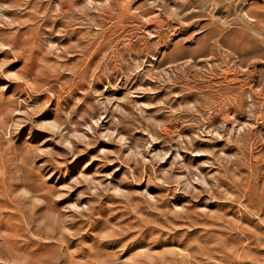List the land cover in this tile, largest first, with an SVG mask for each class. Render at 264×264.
<instances>
[{"label":"rangeland","instance_id":"374dc122","mask_svg":"<svg viewBox=\"0 0 264 264\" xmlns=\"http://www.w3.org/2000/svg\"><path fill=\"white\" fill-rule=\"evenodd\" d=\"M0 264H264V0H0Z\"/></svg>","mask_w":264,"mask_h":264},{"label":"bare ground","instance_id":"6f19581e","mask_svg":"<svg viewBox=\"0 0 264 264\" xmlns=\"http://www.w3.org/2000/svg\"><path fill=\"white\" fill-rule=\"evenodd\" d=\"M247 14V13H246Z\"/></svg>","mask_w":264,"mask_h":264}]
</instances>
